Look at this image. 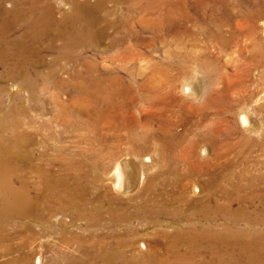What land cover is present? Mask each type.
<instances>
[{
	"label": "bare ground",
	"instance_id": "6f19581e",
	"mask_svg": "<svg viewBox=\"0 0 264 264\" xmlns=\"http://www.w3.org/2000/svg\"><path fill=\"white\" fill-rule=\"evenodd\" d=\"M108 1L0 0V82H13L19 90L6 104L7 84H0V264H264V116L262 121L254 116L264 114V105L255 107L245 100L236 111L239 126L226 117V127L201 131L195 139L174 131L158 135V129L145 127V120L139 131L130 84L118 74L120 101L117 92L105 97L102 105L95 97L89 102L88 95H77L69 105L58 101L59 107L68 105L83 114L84 121L56 112L52 118L61 126L56 129L31 112L43 111L36 103L39 87L66 83L60 71L74 78L84 69L98 70L99 63L85 51L110 38V29L118 41V23L123 20L111 19L117 11L106 8ZM124 1L132 14L135 8L148 9L163 0ZM249 24L246 36H251L255 62L258 53L264 54V40L255 36L256 23ZM43 51L54 54L51 61ZM127 51L123 71L134 60V51ZM64 60L70 68H56ZM47 65L48 70H39ZM254 65L264 78L262 60ZM183 78L179 84L174 80L173 90L188 100L199 97L202 90L194 78ZM24 89L32 106L23 104ZM132 118L134 123L122 126ZM102 129L116 134V145L111 146L115 151L108 150V133L101 134ZM40 137L43 144L71 139L87 148L63 146L58 150L70 152V157L49 156L47 146L36 147ZM237 151H247L239 173L229 159ZM122 155L125 160H117Z\"/></svg>",
	"mask_w": 264,
	"mask_h": 264
},
{
	"label": "rangeland",
	"instance_id": "374dc122",
	"mask_svg": "<svg viewBox=\"0 0 264 264\" xmlns=\"http://www.w3.org/2000/svg\"><path fill=\"white\" fill-rule=\"evenodd\" d=\"M124 2V0H109L106 3V8H112L117 11V14H113L111 16L112 20L117 22L119 17L123 19L122 21L119 19L120 23H118L119 25L122 24L119 28L120 31L118 34V41L113 38L115 30L110 29V38L94 42V45H90L88 47V50L85 51V55L90 56V59H95L99 63L97 67L98 70L88 71L84 69L74 78H69V75L67 73L60 71L61 77H65V79H63L66 82L65 84L56 86V84L52 82L46 89H43L42 87H39V89H37L36 94L39 100L37 99L36 103L40 106L45 107H43L44 112L42 111L39 113V111L35 110H31V112L33 111L32 113L33 115H35V117L36 115H39L36 117L39 122H51L56 129H60L61 126L58 125L59 123H56L52 118L53 113L56 112H60L59 114L65 117L71 116L72 121L86 120L83 114L79 116L74 111L72 112V107H68L73 98H79L77 95H82L84 97H86L87 95L90 96L89 102H92L93 98L95 97V99H97L102 105L103 99H105V97H109V95H112L111 93L113 92L114 93L112 96L114 97L115 93L117 92L116 97L120 101L121 97L118 96L120 94L118 87L120 83L117 82L118 79L116 76L118 74L124 77L125 84L126 82H128L126 85L130 84L129 87H131L132 93L129 92V96L132 97L133 95V98H135V107L133 110L135 113L134 117L136 118V128L139 131L140 128L143 127L142 121L145 120V127L147 128L148 126H153V128L158 129V135H164L166 133H171L174 131V133L177 132L176 134L182 133L181 135L185 136L187 140L195 139L198 136V133L201 131L210 133L214 129H223L222 126L226 125V122L224 123L226 119L228 121L232 120L230 122L231 124L233 122H236L237 126H239L240 121L236 114V111L238 107L245 104V100L249 101V103L253 104L255 107L264 105V78L260 76L261 68H257V66L254 65L258 61V59H261L264 63V54L261 55L258 53L255 62H253L251 58L253 55L251 54V36H246L247 32L249 33V23L255 22L258 26V29L256 28L255 30V33H257L255 34V36H261L264 40V6L262 5L264 4V0H163L161 3L154 2V4H150L148 9L147 6L135 8V12L133 10L132 14L129 12L128 3ZM146 9L148 13L144 12V10ZM143 12L146 13V16L141 18L140 16L143 14ZM126 16H129L130 19L126 20ZM127 49H129L127 53L130 54H132V52L134 51L132 55L134 57V60L133 62H131V64L128 63V65L130 66V71L128 69L123 71V64L126 63L124 62L125 59H123V56L126 55ZM43 54L45 55V59L47 61H51L54 55L52 53H49L48 51H43ZM147 62L148 65H146ZM149 62H151L152 64H149ZM58 64L59 65L56 66V68L58 69H62L64 66L70 68L71 66L70 63L65 60ZM48 68L49 66L47 65L43 66L42 68L40 67L39 70L45 71L48 70ZM233 69H235V71H233ZM98 72L99 74L95 75V73ZM152 73L153 77L151 78L150 75L149 78V76L147 75ZM183 77H187L190 79L194 78V81H196L195 83L202 90L199 97L197 96L198 98L189 97L188 100V97L185 98L186 96L184 97L183 94L181 95L178 90H173L175 82L174 80H176L179 84V82L184 79ZM107 78L108 80H106ZM133 78H135L136 81ZM109 79L111 80V82ZM143 81L146 83H144ZM0 84L5 85L7 84V82H0ZM16 86L17 85L13 82L7 84V89L3 97L4 103L8 104L10 103L11 99L13 100L15 98L14 96L9 95L19 91L18 87ZM24 90L20 91L23 98L25 99L23 100V104L32 106L34 103L32 102L33 100H30L29 98L30 93L29 91ZM135 93L139 96L135 95ZM53 95L55 96V98L53 97ZM50 99H56V104H54L53 101L51 102ZM58 101H63L68 105H65L66 107H59ZM175 104L179 105L176 107ZM89 107H93V105ZM170 107L172 110L170 109ZM64 109L66 110L64 111ZM100 109L101 108L98 107L96 110L99 112ZM259 112L257 113V115L254 114V116L256 120L258 119V121H262L264 114L263 111ZM132 119L133 120H129L128 122H126L125 125L122 124V126L131 125L132 123H134V118ZM158 120H160V124L157 123ZM102 122L103 120L101 121V123ZM105 130L107 129H102L100 131L103 135L108 133V143L106 142L105 144L109 146L108 150L115 151L116 149H112L111 146L116 145V134L110 133ZM186 132H188L189 134ZM123 133H125V131H123ZM126 134L128 133H125V135ZM222 134L223 132H218V135ZM238 135L239 134L234 135L235 137L233 136V139L237 140ZM124 137L125 136H123V139ZM37 140H39L37 141L36 146L38 150L40 148L43 149V146H47L46 152L49 153V156L51 155L58 158H65V156L66 158H68L71 156L70 152L66 153L58 150L62 149L63 146L68 148L71 147V150L79 148L80 150L85 151V148H87V144L77 143L71 141V139L66 141H49L45 142L46 144H43L42 141H44V139H42L41 137ZM240 154H238L237 151L233 155H229V159H231V161L233 162L232 167L237 173L241 172L240 170H243L245 167V161L247 158L245 154H247V151ZM57 155H59L60 157ZM210 156V158H214V155H211V152ZM126 157V155H122L121 157H118L117 160H125ZM225 161V158L219 160V162L221 163ZM56 169H58L57 166ZM145 181L146 180L142 178L139 185L143 186L145 184ZM107 183L111 187V189H113V184L109 181H107ZM128 194L132 195V193ZM124 195L127 196L126 194ZM234 207H237L235 203ZM140 232L144 233L146 231L141 229ZM47 255L50 254L47 253Z\"/></svg>",
	"mask_w": 264,
	"mask_h": 264
}]
</instances>
